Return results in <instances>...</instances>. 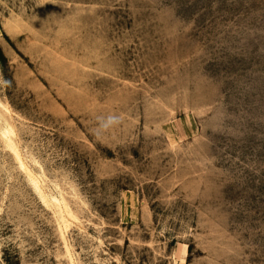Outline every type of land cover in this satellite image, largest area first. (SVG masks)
<instances>
[{
  "label": "rangeland",
  "instance_id": "rangeland-1",
  "mask_svg": "<svg viewBox=\"0 0 264 264\" xmlns=\"http://www.w3.org/2000/svg\"><path fill=\"white\" fill-rule=\"evenodd\" d=\"M0 77V264H264V0H0Z\"/></svg>",
  "mask_w": 264,
  "mask_h": 264
},
{
  "label": "clouds",
  "instance_id": "clouds-1",
  "mask_svg": "<svg viewBox=\"0 0 264 264\" xmlns=\"http://www.w3.org/2000/svg\"><path fill=\"white\" fill-rule=\"evenodd\" d=\"M11 82L0 77V87L10 86ZM97 127L94 130V133L97 136L103 135L105 132L110 131L114 127L119 126L122 123L123 117L118 114H108L106 116L100 115L96 118Z\"/></svg>",
  "mask_w": 264,
  "mask_h": 264
},
{
  "label": "bare ground",
  "instance_id": "bare-ground-1",
  "mask_svg": "<svg viewBox=\"0 0 264 264\" xmlns=\"http://www.w3.org/2000/svg\"><path fill=\"white\" fill-rule=\"evenodd\" d=\"M14 133V129L12 127H5L1 130V135L3 136V138H8L11 134ZM16 156H19L18 151L15 150ZM22 166L25 168V165L21 162ZM43 200L45 203L49 202V199L47 196L43 197Z\"/></svg>",
  "mask_w": 264,
  "mask_h": 264
}]
</instances>
